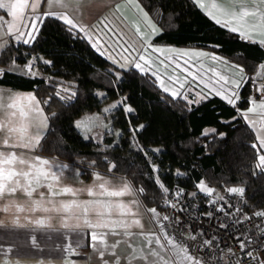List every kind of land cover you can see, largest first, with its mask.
<instances>
[{"label": "trees", "instance_id": "1", "mask_svg": "<svg viewBox=\"0 0 264 264\" xmlns=\"http://www.w3.org/2000/svg\"><path fill=\"white\" fill-rule=\"evenodd\" d=\"M139 2L162 30L153 37L155 41L208 49L227 63L243 68L249 79L239 88L236 104L231 105L215 94L194 104L173 100L159 88L155 77L140 73L134 66L120 69L118 79L112 63L85 36L69 32L59 20L46 18L39 23V33L32 43H9L0 54V65L5 66L13 58L21 63L31 53L51 62L37 63L38 69L44 66L45 76L26 77L16 72L0 78V86L33 91L47 114L48 124L39 151L68 161L87 174L94 168L109 170L107 158L116 166L112 172L125 174L136 189L142 187L144 193L138 194L143 202L159 209L162 192L150 161L157 163L160 179L166 185L177 182L191 187L194 180L204 181L216 190L242 185L245 209L264 205V172L256 167L258 154L252 147L257 145L256 136L239 114L248 105L251 75L264 60V48L214 23L193 0ZM66 86L76 93L75 97L67 99L68 93L62 90ZM97 90L104 95L99 97ZM117 96L127 97L125 104L135 113L126 115L117 108L116 125L124 138L120 144L98 147L90 136L84 138L74 120ZM188 98L193 99L189 94ZM129 123H141L144 127L130 137ZM205 130L209 135H202ZM130 138L134 147L129 146ZM152 147L159 151L149 160L144 152ZM92 161L95 164L89 167ZM176 168L183 171L182 175L175 173Z\"/></svg>", "mask_w": 264, "mask_h": 264}, {"label": "snow or ice", "instance_id": "2", "mask_svg": "<svg viewBox=\"0 0 264 264\" xmlns=\"http://www.w3.org/2000/svg\"><path fill=\"white\" fill-rule=\"evenodd\" d=\"M43 0H0V9H6L7 12L12 17V22L6 25V32L8 34H12L17 41H22L24 44H30L35 39L39 33V25L37 22L43 23L46 18H53L61 21L67 26L69 32H84L86 26H81L78 24L73 18L68 15L67 11L61 12H53L51 9L53 7H59L62 9H68L70 6L78 4L79 0H47L49 10L44 13H39L37 8ZM201 7L204 5L201 3V0H196ZM129 4H133V0H128ZM216 5H214L215 7ZM116 9L119 10L121 7L120 4L115 5ZM134 7L137 12L140 14L143 23L148 28V31L141 32L140 35L142 37H151L161 34L162 30L158 28V26L153 22L149 13L144 10L143 6L138 2L134 3ZM225 19L223 24L225 27L232 25L229 30L232 33H239L240 37L251 41L253 43H257V41H253V32L260 36L258 43L260 45H264V0H231V3L227 5L222 10L221 13ZM159 15V14H158ZM209 15H212L209 13ZM170 19V18H169ZM215 19V16H213ZM3 18H0L2 21ZM217 24L222 23L221 20H216ZM0 27H5L4 25H0ZM27 29V31H24ZM137 31L140 32L139 27H137ZM111 32V29H109ZM115 36V33L112 34ZM88 39H92L91 36ZM100 43L99 37L96 38L95 43H93V47H97ZM149 47H151L149 45ZM4 45L0 44V54L3 52ZM99 50V49H98ZM127 51V49H125ZM154 51L163 53L165 51L173 52L175 49H165L161 47H156ZM197 56H210L211 59L217 60L223 63H227L223 60V58L217 57L213 54L209 53H194ZM181 55H185L181 53ZM113 63H119L114 58ZM37 58L33 57L32 60L28 61L23 69L19 67L15 63V58H13L11 64L7 68H0V78H3L6 73H16L21 72L24 75L36 77L38 72L34 69L35 60ZM168 59L173 62L176 67H181L184 72L183 79H181L180 75L172 74L168 76V82L166 83L164 77L158 74L156 71H153V62L147 59L144 55H140L138 60L143 61L144 63L135 62L134 68L139 70L140 73L144 75H152L158 81L159 88L167 93L173 100L180 99L186 101L188 104L199 103L200 100L207 99V95H201V93L197 92L195 89L188 87L186 85L189 84V77L193 79L198 78V73L191 71L188 67L184 65L178 64L172 56H169ZM45 63H51L50 61H45ZM187 63V62H185ZM160 64L167 69L168 65H164L163 61H160ZM121 68L125 67L124 64L120 65ZM234 70L235 78L229 80L228 77L222 76L217 73L219 77L217 83L220 81H224L227 83H231L239 89L244 83L248 81V77L244 73L243 68L237 65H231ZM259 69L262 71L257 72V77L264 76V63H261ZM210 71H214V69H210ZM117 78L119 79V73H115ZM171 84V87H169ZM252 87L254 91L259 92L262 96H264V84L257 85L255 79H253ZM64 92L68 93L67 99H71L75 97L76 93L71 91L70 88H63ZM192 92L195 99L189 100L188 94ZM211 92L215 95H222V92H218L215 88L211 89ZM57 96H60V92L56 93ZM102 95V94H98ZM63 98V97H62ZM15 101L27 100L28 107L27 110L24 106H19L17 103H10L7 107L10 109H17L19 111V124L17 125L14 120L17 118V111L6 112L5 115L7 120L0 119V132H6L7 136L3 140V146L11 149L15 148H25V149H34L39 145L41 139H43L42 133L47 128V117L43 114V109L39 106L40 102L36 99L34 94H26L25 96L15 95L13 98ZM127 97H121L118 101L112 104L109 108H105L103 111L105 113H109L114 109L122 108L125 114H134L135 109H133L130 105H126ZM223 99L226 100L229 104L235 105L237 100L239 99L238 92H230L227 95H223ZM47 103V101H45ZM3 105H0L2 108ZM257 108L264 110V100L261 101L258 105L253 100L251 102V106L246 111H240V115L248 121V124L255 126V120H249L248 114L255 113ZM32 117L37 118V123L35 124L36 132L34 135L30 134L29 129L32 127ZM100 120L99 116L92 115L82 118L75 122V127L79 129L83 134L84 138H88V133H91L93 128L101 126L98 124ZM261 121L264 122V112H261ZM130 122V121H129ZM103 127H108V125H103ZM144 125H139L136 129H131V131L136 132L142 130ZM215 130H213L214 132ZM202 135H209L208 130H205ZM15 141V142H10ZM260 147L258 148L256 144H253L252 147L256 149L258 154L259 163L256 167L264 172V155H260V150L264 148V138H259L258 140ZM143 151L142 148H140ZM153 151L158 152L159 149H155ZM145 157L147 158V152H144ZM105 162L109 165V172L115 168V164L107 161L105 158ZM95 164V161L89 165L92 167ZM16 165H20V168H17ZM152 167L153 172H157L156 165H150ZM69 169V165L61 164L55 161H50L47 158L43 157H33L31 160L23 159L16 155L15 151H11L5 154L3 151H0V199H2L6 195H14L17 191L23 192L28 198H32L33 193L36 192L39 188H47L48 196L47 203L53 205L52 208L45 207L42 210L45 212L48 211H60L63 209L65 212L70 211L73 207L82 209V214L87 216V214L92 211L101 218V221L96 224L91 223L89 220L85 219L84 224L88 228H106L107 231L97 232L92 231L90 235L91 247L94 251H98L99 257L103 260L105 252L108 249H111V254L116 256L115 249L121 241H116V244L108 245L107 236L109 234L114 236L123 235L126 238L138 235L140 236L147 245V254L145 253L144 248L141 247H131V254L127 257L129 264L132 261L137 259L144 260L147 264H202V261L191 255L186 245H183L179 242L175 235L169 234L168 229L165 226L164 222H170L172 218L167 215L161 216L156 208L146 209L149 213H151L152 223L157 224L159 226V234L156 232H139L133 233L130 231V228L133 226H137L143 229V224L139 219H132L129 223L126 219L119 220H107L104 221V217H111L113 214H116L120 217H135L137 214L131 211V206L136 205L137 201L133 200L130 204H125L122 201H113L112 197H123L125 195H131L134 191L143 194L144 189L141 187L137 190H133L132 187L128 183L122 184L118 189L109 190L106 185L109 183L105 181L103 177L100 176L99 173H93L94 177V187H88L87 189H73L69 186L59 187V181L61 176L64 174L66 170ZM73 175L79 177L80 173L78 170H72ZM177 175H182L177 170ZM99 182V183H95ZM156 183L163 195L167 196L169 193V189L161 183L158 178L156 179ZM196 187L199 191L204 192L207 196H211L215 189L208 187L204 181H200ZM229 194L239 195L243 197L245 189L242 187H231L226 189ZM86 191L90 197H94V199L86 200V201H76L73 200L71 203L61 202L60 207H55L54 198L61 195L70 194L73 197H76L78 192ZM40 199L33 201L35 205V209H40L42 203L45 202V193L40 192ZM176 197L177 202H179V198L183 195V189L177 188L173 193ZM195 197L196 193L193 192L190 194ZM98 197V198H95ZM219 200H223V197H219ZM170 207L176 208L177 204L173 203L170 200L165 201ZM211 204L215 205L216 201H210ZM18 211H24L23 207L20 205H16ZM228 207H232L228 205ZM7 211V206L3 209ZM218 212L225 211V205L221 204L220 207L215 209ZM181 211H183V207H181ZM237 212L241 210L239 208L236 209ZM205 215L211 217L212 212H208ZM256 217H264V211H257L254 213ZM178 221V218H176ZM245 220H250L251 217L245 216ZM240 222V221H237ZM18 223V218L16 220ZM36 223L38 225L43 226L45 223L44 219L37 220ZM114 225L113 227H109V225ZM118 225L119 227H115ZM64 228H69V224L67 221L64 222ZM80 225L77 224L78 228ZM220 227H226V225H220ZM264 231V229H261ZM186 239L195 241L196 235L189 233ZM239 240V246L242 251L245 250L246 244L245 241L237 237ZM97 244L100 245V248L97 249ZM212 245L211 240H205L201 245V248L209 247ZM79 246V245H78ZM3 251V249H0ZM11 251V249H8ZM66 255H79L75 249L72 248L69 243L65 249ZM248 257H251L253 260H258L257 256L253 255V251H247L245 253ZM151 257V260H149ZM10 264V262H9ZM66 264H74L73 261L67 260ZM104 264H108L107 261H104ZM114 264H120V258L116 256ZM259 264H264V261H259Z\"/></svg>", "mask_w": 264, "mask_h": 264}, {"label": "crops", "instance_id": "3", "mask_svg": "<svg viewBox=\"0 0 264 264\" xmlns=\"http://www.w3.org/2000/svg\"><path fill=\"white\" fill-rule=\"evenodd\" d=\"M118 1L119 0H79L78 4L72 5L68 9L53 7L51 11H67L68 15L71 18H73L81 26H84L87 22H91L92 19H97L98 15L100 14L101 8H112ZM193 1L209 19H211L214 23H216V20L219 19L222 21V23L218 25L225 27L223 24L225 17L221 13L222 10L231 3V0H201V3L204 5V7H201V5L196 2V0ZM214 5L216 6L214 7ZM48 10L49 8L47 0H43V2L40 3L39 7L37 8V11L42 14ZM209 13H211L212 15H209ZM213 16H215V19H213ZM0 18H3V20L0 21V25L5 26L0 27V44H3L5 47L9 43L16 44L18 42H22L17 41L12 34H8L6 32V25L12 22V17L6 9H0ZM37 23L39 25L40 22ZM231 26L232 25H229L225 28L229 30ZM24 31H27V29H24ZM236 34L239 35V33ZM259 39L260 36L253 32V41H257L258 43ZM261 46L264 48V45ZM94 48L103 55L100 49L98 50L97 47ZM33 56L36 57L38 55L34 54ZM15 63L22 69L23 62L20 63L15 61ZM10 64L6 66L0 65V68H7ZM259 71H261V69H259L258 67L256 72L251 75V78L256 77L257 72ZM17 73L21 74V72ZM197 79L189 77L188 85L194 87L196 91H199V88L202 87V85L200 84L202 83L196 81ZM8 89L16 88L0 86V93L7 92ZM238 90L236 92H238ZM253 100L258 105L264 99L258 100L249 97L248 105L240 111H246L251 106V102ZM261 112H264V110L257 108V111L255 113L248 114L249 120L256 121L255 126L250 124L248 125L254 131L258 147H260L258 142L259 138H264V122L261 121ZM245 121L248 123L247 120ZM259 154L264 155V148L260 150ZM16 155L26 160H31L33 157H36L29 156L31 154H27L26 156L23 154L18 155V153H16ZM38 156L47 158L50 161L65 164L61 161V159L46 154L39 153ZM16 167L20 168L21 166L16 165ZM73 169L75 168L69 167V169L64 172L59 181V187H73L76 186V184H80L81 181L84 180L94 181L93 175L83 174L82 171L79 172V177H76L75 175H73ZM108 179L109 177H105V181H108ZM110 179H112L113 181H128L126 179L116 177ZM40 192L45 193V202L42 203L40 209L34 210L35 205L33 201L40 199ZM47 196V188L42 187L33 193L31 199L21 191H17L14 195L11 196L6 195L2 199H0V249H3V251H0V264H9V262L10 264H66L67 260L73 261L74 264H104V261H107L108 264H114L116 256L120 258V264H129L127 257L131 254L132 250L129 245H131L132 247L144 248L145 253L147 254V245L140 236L135 235L126 238L123 235L114 236L109 234L106 238L108 245L116 244V241L118 240L121 241V243H119L115 249L116 256H113L111 254V249L109 248L108 251L105 252L103 260H101L98 251H94L90 246L91 240L89 234L92 231L104 232L107 231V229L88 228L84 224L85 219L89 220L93 224H96L97 222L101 221V218L97 219V217L94 218L93 215L88 216V214L87 216H85L82 214V209H78L75 207H73L68 212H65L63 209H61L60 211L45 212L42 210L43 208L53 207V205H50L46 202ZM88 197L90 196L87 193L81 194L80 192H78L77 197H73L70 194L61 195L54 198V204L55 207L59 208L61 202L71 203L73 200L79 202L86 200ZM130 197L131 198H129V200L127 201L128 204H130V202L133 200L137 201L136 205L131 206V211L137 214L135 217L129 216V218L126 219L113 214L111 217H104L103 220L107 221L109 219H126L130 223L132 219H139L140 221L142 220L141 223L143 224V229L137 226H133L130 228V231H132L133 233H139L141 231L146 233L156 232L157 234H159V232H157L156 230L157 224L151 222V213L146 211L147 206L140 200H138L135 194H131ZM16 205L22 206L24 211H18ZM5 206H7V211L3 210ZM139 213H143V215L140 216ZM17 218L18 223H16ZM40 219L45 220L43 226L36 223V221ZM65 221H67V223L69 224V228H64L63 225ZM77 224L80 225L78 228L76 227ZM113 226L114 225L111 224L109 225V227ZM115 227L119 226L115 225ZM69 243L71 244L72 248L75 249L77 253H79V255H66L65 249ZM99 248L100 245L97 244V249ZM8 249H11V251H8ZM149 260H151V257H149ZM131 264H147V262L137 259L135 261H132Z\"/></svg>", "mask_w": 264, "mask_h": 264}, {"label": "rangeland", "instance_id": "4", "mask_svg": "<svg viewBox=\"0 0 264 264\" xmlns=\"http://www.w3.org/2000/svg\"><path fill=\"white\" fill-rule=\"evenodd\" d=\"M136 2L140 4L138 0H133V4H129L128 0H119L118 2L114 4V7L112 8H109V7L101 8L100 14L97 17L98 20L92 19L91 22H87L84 25L86 26L85 31L80 32V34L82 36L87 37V39L89 36L92 37L91 40L88 39V41L91 44L95 43L96 38L99 37L100 43L97 45V48L100 49V51H102L103 53V56L106 57L107 60L112 63L113 65L112 70L114 71V73H119L120 75V69L133 66L135 62L144 63L143 61L138 60L140 55H144L147 59L153 62L152 70L162 75L166 83L168 82V76L174 73L180 75L181 79H183V76H184L183 69L181 67H176L173 64V62L168 59L169 56H172L178 64L184 65L185 67H188L191 71L198 73V79L196 81H198L199 83H202L200 84L202 85V87H200L199 91L197 92L201 93V95L214 94L211 92L212 88H215V90L218 92H222V95H220L222 97L223 95H227L230 92H236L238 90L236 86L231 83H227L224 81H220L219 83H217L219 79V77L217 76V73L221 74L222 76L228 77L229 80L235 78L234 70L231 67V65H234V64L223 63L217 60H213L211 59L210 56H197L194 54V53L203 52V53L213 54L217 57L222 58L221 56L212 52L211 50L203 49V48H195V47L177 46V45L166 43V42H157L153 39L154 36L146 37V38L142 37L140 33L141 32L146 33L148 31V28L145 26L140 14L137 12L136 8L134 7V3ZM116 4L121 5L119 10L116 9L115 7ZM137 27H139L140 32L137 31ZM109 29H111V32H109ZM113 33H115V36L112 35ZM149 45L151 47H149ZM156 47H161L165 49H175L176 51H173V52L165 51L163 53H159V52L154 51ZM125 49H127V51H125ZM181 53H184L185 55H181ZM109 57L114 58L119 63H113V59H110ZM36 58H37L36 59L37 63H42L43 65L48 64V63H45V61H49V60L42 57L41 55L36 56ZM160 61H163L164 65H168L167 69H165V67L160 64ZM121 64H124L125 67L121 68L120 67ZM43 67L44 66L37 69L38 75L41 74L45 76V72H43L44 70ZM210 69H214V71H210ZM169 87H171V84H169ZM188 87H191L194 89V87L186 85V88ZM66 88H70V87L66 86ZM96 92L97 94H102V95H98L99 97H102L104 95V92L102 90H97ZM29 93L34 94L33 91L31 90H21V89H8L7 92L0 93V105H3V107L0 108V119L7 120V117L5 115L6 112L17 111V118L14 120V122L18 125L19 124L18 108L10 109L7 106L10 103H17L19 106H24L25 109L27 110V107H28L27 100L15 101L13 98L17 94L20 96H25L26 94H29ZM189 95H191L193 99H195L191 91L189 92ZM36 99L38 100L37 97ZM119 99H120L119 96L107 99L101 104L98 110L84 112L74 120V123H75L76 121L81 120L82 118L87 117V116L96 115L100 117L98 124L101 126L93 128L92 132L87 134L88 137L90 136L98 144V147H105V146H109L111 144H116V143L120 144L122 138H124V133L122 132L120 127L116 125V116L119 115L118 109H114L109 113H105L103 111L105 108H109L112 104H114ZM39 106L43 109L41 103ZM122 112L125 114L123 109H122ZM43 114L44 116L47 117V114L45 113L44 109H43ZM31 123H32V127L29 129V132L30 134L34 135L36 132L35 124L37 123V118L32 117ZM47 124H48V119H47ZM103 125H108V127H103ZM139 125H141V123H138L136 125H132L130 123L128 124V128L130 130V137L133 136V131H131V129H136ZM82 135L84 136L83 133ZM6 136H7L6 132H0V151H3L5 154L11 151H15L16 153H18V155L23 154L27 156V154H31L29 156H38V154L41 153L39 151V145L31 150L25 149V148L11 149V148L4 147L3 140L6 138ZM128 141H129V146H132V147L135 146L134 145L135 143L133 142V140H131V138ZM10 142H15V141H10ZM155 149H158V147H152L151 150L147 153L149 160L152 154L156 153V151H153ZM61 161L69 165V167L75 168L79 172L82 171L81 168H79L76 165L68 163L67 161H64V160H61ZM153 164L157 166L158 171L153 172L152 167L150 166L152 174L155 178V181L157 178L160 181L159 167L156 162L150 161V165H153ZM177 170L180 173L183 172L181 169L176 168L175 169L176 174H177ZM93 173L94 172L91 171L88 174L93 175ZM83 174H87V173H83ZM99 174L100 176H103L104 180H105V177H109L108 186L106 185V187L109 190L118 189L124 183H128L132 187L133 190H137L134 186L130 184L131 182L128 178H127L128 181H123V180L113 181L110 178H114V177L110 175L108 176L105 173H99ZM95 183H99V182H95ZM204 183L206 184V182ZM88 187H94V181L84 180V181H81L80 184H76V186H73L72 188L73 189L74 188L75 189H87ZM80 193L85 194L87 192L81 191ZM133 194H135L138 200L144 203L143 199L141 198V195H139L138 192L134 191ZM130 196L131 195H125L123 197H112L111 199L113 201L119 200L125 204H128L127 201L129 200V198H131ZM95 198H98V197H95ZM90 199H94V197H88L86 200H90ZM86 200H83V201H86ZM146 206H147V209L156 208L159 214L162 211V208L159 209L155 205H146ZM90 215H93L94 218L97 217V219L100 218L95 214V212H92V211L88 213V216ZM139 215L142 216L143 213H139ZM123 218L127 219L129 218V216L123 217Z\"/></svg>", "mask_w": 264, "mask_h": 264}, {"label": "built area", "instance_id": "5", "mask_svg": "<svg viewBox=\"0 0 264 264\" xmlns=\"http://www.w3.org/2000/svg\"><path fill=\"white\" fill-rule=\"evenodd\" d=\"M33 55L31 53L27 60L23 61L22 69L28 61L32 60ZM34 69L36 71L38 69L36 60ZM253 79H255L257 85L264 84V76L252 78L250 81V97L258 100L264 99V96L254 91L252 87ZM91 170L95 173H105L127 180L125 174L98 168ZM160 182L163 183L161 179ZM199 182L200 180H194L191 187L177 182L171 185L163 183L169 189V193L167 196L162 194L160 199L161 216L167 215L172 218L170 222H164L169 234H174L179 242L188 247L191 255L202 261V264H259V261H264V231H261V229H264V217L254 215L257 211H264V205L253 210H247L243 206V197L229 194L226 190L231 187L243 188L242 185H231L224 187L222 190L215 189V192L209 197L198 190L196 185ZM206 185L213 188L207 183ZM177 188L183 189V195L179 198V202L173 195ZM193 192L196 193L195 197L190 195ZM219 197H223V200H219ZM166 200L176 203V208L170 207L165 202ZM212 200L216 201L215 205L210 203ZM221 204L225 205V211H216L215 209L220 207ZM228 205L232 207H228ZM181 207H183V211H181ZM237 208L241 211L237 212ZM210 211L212 212L211 217L205 215ZM245 216L251 217V219L245 220ZM176 218H178V221ZM220 225H226V227H220ZM156 230L159 232L158 225ZM189 233L196 235L195 241L185 238ZM237 237L245 241L246 248L244 251L241 250ZM205 240L212 241L210 248H201ZM247 251H253V255L257 256L258 260L248 257L245 254Z\"/></svg>", "mask_w": 264, "mask_h": 264}]
</instances>
